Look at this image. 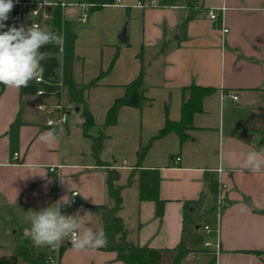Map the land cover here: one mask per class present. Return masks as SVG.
I'll list each match as a JSON object with an SVG mask.
<instances>
[{
	"label": "crops",
	"instance_id": "0c3cea01",
	"mask_svg": "<svg viewBox=\"0 0 264 264\" xmlns=\"http://www.w3.org/2000/svg\"><path fill=\"white\" fill-rule=\"evenodd\" d=\"M66 1L92 5L85 22L79 20V7L66 8L63 20L77 34L73 81L80 85L98 79L84 94L94 125L86 135L82 112L69 108L62 85V43L41 49L51 54L41 62L46 73L42 84L33 80L20 89L0 84V244L4 246L1 236L12 232V224L23 240L18 246L37 247L24 219L27 211H39L62 197L67 201L73 191L85 206L73 213L90 212L82 218L84 227L102 231L91 208L112 205L106 185L110 168L120 172L119 185L132 177L122 191L120 212L128 239L140 247L171 250L181 238L185 203L200 198L209 173L216 176L226 206L209 216L213 231L205 242L211 246L182 264L204 252L205 264H264V170L242 169L249 151L264 158V0H199L195 7L187 0H156V6L145 9L135 5L151 0H124L120 7L113 0ZM212 8H217L214 20L208 16ZM6 24L21 25L12 20ZM124 28L123 43L119 35ZM52 67L55 76L47 75ZM142 68L150 104L123 107L117 124L103 130L108 110ZM191 85L215 92L194 116L189 139L182 142L170 134L155 140L165 124L166 106L169 119L180 120L182 89ZM49 86L57 93L37 94ZM38 105L53 109L54 116L58 105L65 107L66 124L47 126L49 115ZM53 128L62 129V137L51 145L42 143L40 134ZM101 130L107 137L99 160L107 165L98 164L92 152V138ZM144 147L148 150L139 161ZM52 166L60 168L50 172ZM139 167L160 173L159 197L165 202L161 217L154 202L139 200ZM61 247L59 264H124L113 252H78L70 240Z\"/></svg>",
	"mask_w": 264,
	"mask_h": 264
},
{
	"label": "trees",
	"instance_id": "16d2710c",
	"mask_svg": "<svg viewBox=\"0 0 264 264\" xmlns=\"http://www.w3.org/2000/svg\"><path fill=\"white\" fill-rule=\"evenodd\" d=\"M199 0H187L189 7L198 5ZM53 27L55 32L62 34V85L69 94V108L80 110L85 120L83 126L86 135L87 130L94 125L92 114L88 110L84 98L85 91L93 87L98 79L88 84H76L73 81V67L75 61V43L77 34L73 30L72 23L62 18V11L57 8L54 12ZM49 91H56V87H47ZM215 92L214 88L191 85L182 89L181 116L179 121H172L168 117V107L165 108V124L155 136V140L163 139L170 134H177L182 142L189 139L188 132L193 129V119L203 108V100ZM150 101L145 96L144 68L139 76L125 86V94L117 99L107 112L102 129L115 126L118 122L119 112L123 107L143 109ZM101 130L99 135L92 138V152L98 164H104L99 160V154L103 142L107 137ZM148 147L139 151V161L142 160ZM139 179L138 196L140 201H152L156 204V212L159 217L164 213L165 202L159 197L160 173L156 169L137 170ZM120 172L108 169L106 172L107 194L112 205L92 207L91 211L100 218L102 231L107 236V245L99 250L113 252L116 259L124 264H182L192 254L202 252L205 243L204 227H212L209 216L217 208L219 194V182L214 174L205 175L206 188L197 201L185 203V215L183 219L181 238L177 246L171 250H157L140 247L128 239L127 226L120 216L123 209L122 191L132 183V177L125 185H119ZM64 251L61 248L60 257ZM21 258L27 264H50L47 254L38 247L30 245L18 246L11 257L0 259V264H17ZM210 264H215L212 260Z\"/></svg>",
	"mask_w": 264,
	"mask_h": 264
},
{
	"label": "clouds",
	"instance_id": "9594fccd",
	"mask_svg": "<svg viewBox=\"0 0 264 264\" xmlns=\"http://www.w3.org/2000/svg\"><path fill=\"white\" fill-rule=\"evenodd\" d=\"M14 6L13 0H0V84L20 89L43 76L44 67L41 62L50 59L51 54L42 52L41 49L53 43L60 45L63 38L36 24H31L27 28L24 25L8 26L6 21ZM62 131L60 129L57 132L53 128L41 133L39 140L51 145L62 137ZM242 169L251 173L264 170V158L261 153L249 151L243 160ZM62 202L70 203V199L65 201L62 197V201L54 202L39 211H27L24 219L30 225L29 233L33 244L37 247L58 249L65 240H70L73 249L78 252L105 247L108 241L103 231L84 227L82 218L90 212L83 216L79 211L65 215L61 210Z\"/></svg>",
	"mask_w": 264,
	"mask_h": 264
},
{
	"label": "built area",
	"instance_id": "2783aa9c",
	"mask_svg": "<svg viewBox=\"0 0 264 264\" xmlns=\"http://www.w3.org/2000/svg\"><path fill=\"white\" fill-rule=\"evenodd\" d=\"M14 2V8L11 11L10 17L7 21H14L16 23H19L21 25H27L29 27L31 24H36L40 28L59 34L55 32L53 27V20H54V12L57 8H60L62 11V18H63V12L66 8L69 7H79L81 9L79 20L82 22H85L89 16L90 10L92 8V5L86 3V2H68L66 0H13ZM124 0H113V6L120 7L123 6ZM157 5L156 0H151L149 4H146L144 2H138L135 7L140 9H145L148 7H154ZM221 10H224V8H220ZM216 12L217 8H212L208 11V16L211 20H214L216 18ZM6 21V22H7ZM227 32V31H225ZM62 36V34H59ZM36 83L42 84L43 79L42 77L39 79H36ZM57 91H49L47 88H41L38 90V95H46V94H55ZM230 97L237 101L238 97L235 94L230 95ZM38 110L45 111L49 115V118L46 122L47 126L49 127H61L64 126L67 122V111L66 108L62 105H58L55 109V112L57 113L56 116H54V110L48 108L45 105H38ZM15 156H17L15 154ZM179 160V159H178ZM60 168V166H52L49 168L50 172H55L56 169ZM225 187V186H224ZM224 189V188H223ZM70 203H62L61 210L62 213L65 215H71L74 214L73 210L76 208L84 209L85 206L79 204V192L73 191L70 195ZM226 206V199L222 192V190H219V194L217 197V207L218 209L223 208ZM213 229L210 226L204 227V232L206 235L211 234ZM204 247H210L211 244L209 242H205ZM61 246L58 249H52L50 247H47V261L50 264H59L60 261V251Z\"/></svg>",
	"mask_w": 264,
	"mask_h": 264
},
{
	"label": "rangeland",
	"instance_id": "374dc122",
	"mask_svg": "<svg viewBox=\"0 0 264 264\" xmlns=\"http://www.w3.org/2000/svg\"><path fill=\"white\" fill-rule=\"evenodd\" d=\"M46 48V46L44 47ZM43 50V48H42ZM55 70L56 68L52 67L51 71L49 73H47V75H51V76H55ZM43 76L46 77V73L44 72L43 73ZM11 229H12V232L9 233V234H3L1 236V239L4 240V243L2 246V244H0V251L1 250H4V249H8V250H11L13 252H15L16 250V247L20 244L23 243V240L21 238V235L19 234V230L13 228L12 224H9ZM97 225V224H96ZM94 226V224H93ZM15 231H17V233H14ZM207 237L208 235H205V241L207 240ZM46 247L47 246H40L38 247L42 252H45L46 253ZM207 254L204 253H201L200 255H198V257L194 258L190 264H205V258H207ZM17 264H27L26 262H24L21 258L18 259V262Z\"/></svg>",
	"mask_w": 264,
	"mask_h": 264
},
{
	"label": "water",
	"instance_id": "95a60500",
	"mask_svg": "<svg viewBox=\"0 0 264 264\" xmlns=\"http://www.w3.org/2000/svg\"><path fill=\"white\" fill-rule=\"evenodd\" d=\"M119 40L121 42H125L126 41V28H124L121 32V34L119 35ZM13 254H12V251L11 250H1L0 251V259L2 258H7V257H11Z\"/></svg>",
	"mask_w": 264,
	"mask_h": 264
}]
</instances>
